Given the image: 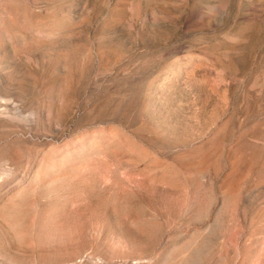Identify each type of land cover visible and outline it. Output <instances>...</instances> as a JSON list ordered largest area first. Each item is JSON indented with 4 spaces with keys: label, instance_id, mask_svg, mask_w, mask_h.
<instances>
[{
    "label": "rangeland",
    "instance_id": "1",
    "mask_svg": "<svg viewBox=\"0 0 264 264\" xmlns=\"http://www.w3.org/2000/svg\"><path fill=\"white\" fill-rule=\"evenodd\" d=\"M0 264H264V0H0Z\"/></svg>",
    "mask_w": 264,
    "mask_h": 264
}]
</instances>
